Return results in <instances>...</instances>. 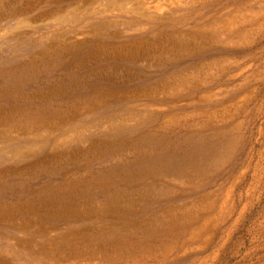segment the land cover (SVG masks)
<instances>
[{
  "label": "bare ground",
  "instance_id": "1",
  "mask_svg": "<svg viewBox=\"0 0 264 264\" xmlns=\"http://www.w3.org/2000/svg\"><path fill=\"white\" fill-rule=\"evenodd\" d=\"M2 7H6V5ZM6 8L9 9V7ZM19 10L13 9L14 13H11L8 18L18 19L21 17L23 11ZM119 10L122 11L123 8ZM138 10L143 12L134 9L125 10L124 25L128 29L124 35L128 41H138L139 44H143L141 42L151 36L159 37L164 33L163 31H175L177 25L190 20L186 16L179 21L171 16H156L159 5L147 1ZM25 11L26 13L30 12V9L26 8ZM192 12L194 13V11ZM131 13L136 16L134 19L130 16ZM54 22L58 25L62 23L61 20ZM114 23V20H105L104 27L109 29L114 26ZM17 25L23 24L17 23ZM213 26V23L206 24L192 33L193 35H188L190 39L197 36L198 44L191 40L180 39L177 35L175 37L180 40L172 39L174 36L171 33L169 34L172 37L170 38L171 43L165 44L168 36L165 34L160 45L158 44L153 50L144 52L145 54L134 48L130 52L131 56L128 57H120V53L118 56L115 55L116 58L107 55L105 60L108 62L105 68H101L99 54L92 46L82 49L81 44L73 45L72 50L68 51L69 58H65L63 54L60 57H55L57 54L54 50L60 52L61 49H64V47L55 46L52 51L54 59L51 63L46 61L47 59L44 57L46 52L42 50L40 52L43 58L42 64L37 65L36 59L32 57L30 65L32 67L37 65V68L43 70L42 72L50 70L49 74L53 72H58V74L54 75L56 76L54 80L49 79L51 83L46 82L41 87H29L28 91L25 89L27 85L30 86L31 83L36 82L34 77L23 74L28 73L29 64L21 63L10 68L11 72L20 74L10 76L9 83L12 85L7 82V74H4L6 71L1 73L0 103L4 105H0V129L23 135L31 127L37 130L35 132L49 131L47 136L58 132L61 134L60 131L65 124H69L70 121L83 115H91L98 110H104V107L116 101L120 105L115 103V106H122L123 109L113 116L122 118L126 122L114 125L116 127L114 128L112 123L103 121L109 125L107 129L104 128V131L95 130L98 135H103L100 138H86L87 133H92L89 127L69 133L70 137L80 138L79 140L84 142L83 144L89 143L84 150L75 146L69 148L71 154L69 161L57 158L60 157L58 155L52 159L53 162L48 163L49 157L46 155L47 158L44 157L42 160L39 157L35 161L27 162L24 160L26 156L23 157L21 151L17 149L12 152L9 155L12 164L0 167V202L5 200L1 198H14V202L11 204L0 203V225L27 233L31 227H34V222L28 221L27 224L23 220H36L39 223L33 233L39 231L44 234L46 232L48 236L52 230L61 229L62 232L64 226L66 229H75V231H69L70 233L67 232L57 241L47 244L48 248L54 246L53 251H58L62 256L69 252L71 255V252L77 251L79 245L83 247L86 245L92 249L89 250L90 253L95 252L98 255L97 261L101 262L104 257L112 264H183L190 260L191 264H203L204 259L201 261L195 257L197 253L191 254L193 256H190L188 260H183L184 256L188 255L185 252L175 254L172 261H168V258L172 253L183 250L184 245L194 242L195 238L205 231V227L211 224L206 217L213 208V204L205 205L206 207L202 208L203 210L200 212H198V207L191 209V207L184 206L181 207L182 211L179 213L171 209L172 205L165 206L159 212L163 217L159 218L157 224H155V219L138 218L141 216L137 213L146 210L154 200L174 201V199L180 198L186 201L190 199L192 191L195 190L191 188L187 192L183 191L176 195L171 189L173 184L182 188L183 186L191 187V182L196 180L197 184L193 185L195 188L196 186L197 188L210 186L212 184L210 178L217 174L220 166L228 162L231 156L230 152L236 145L233 134L238 130L239 125L235 124L228 128V119L222 120V125L216 124L217 117L227 116V111L219 112L217 108L209 111L201 109L204 105L206 107L211 105L212 100L206 92L208 91L206 90L207 83L199 85L196 82L199 76H207L209 70L206 72L203 69H207L209 64H205L206 67H202L203 69L198 64L213 60L216 56L225 53L219 46L222 38L218 37V31H215ZM104 35L100 34V39H107L106 43L116 38V34L108 33L105 38ZM17 36L16 34L13 37ZM106 48L108 53L112 51V47L110 48L108 44L104 46V49ZM82 53H87L88 56L79 58ZM73 60L77 61L75 64L78 66V68L76 67L77 72L72 71L75 67L72 63ZM120 63H125L126 67L119 66ZM104 69L109 75L102 73ZM119 72L124 73L123 77L125 78L122 81L115 79V75ZM28 77L31 78L25 79ZM207 77L205 79L208 81ZM40 81L42 82V80ZM174 86H176V90L173 97H185L188 105L195 108V111L181 114L182 119L173 118L171 120L173 124L160 125V119L164 114L161 112L159 114L154 109L156 106L169 103L167 97L147 96L145 98L147 103L139 108L137 105L141 99L139 96L133 98L125 96L132 90L147 91L155 87ZM232 97L233 95L227 93L218 100L224 105ZM74 107L84 111L74 115L72 113ZM128 131H132V133L127 135ZM107 132L112 135V138L104 137ZM117 132L123 133L120 135L124 137L114 138ZM0 138L3 139L0 141L1 145L6 140L8 143H12L8 136L0 135ZM47 149L44 148L42 151L47 153ZM106 162H111L112 166H106ZM93 165H98V168H93ZM41 177L53 181V186L38 187L39 180L42 181ZM83 184L89 186L80 187V190L75 186ZM24 187L25 189H23ZM85 189L86 191H84ZM153 189L160 193L153 192ZM97 196L103 198H100L101 207L95 203ZM23 198L28 201H24ZM39 209L43 212L42 216L37 215L40 212ZM14 212H18L16 214L19 216L20 223L13 222L16 216L11 215ZM134 218L137 219L136 222ZM133 219L134 221H132ZM86 221L88 223L85 224L87 226L84 229H76L77 223ZM59 223L62 224V228L56 226ZM96 223L101 224V229L94 228V226L89 228L90 225H97ZM119 227L121 229L117 231L116 228ZM24 244L17 240L19 247ZM203 251L202 247L200 252ZM39 254L32 253L33 257ZM48 255V251H45L44 256ZM47 258L55 262L60 261L54 259L52 255ZM67 259L66 256L61 257L62 261L70 260Z\"/></svg>",
  "mask_w": 264,
  "mask_h": 264
},
{
  "label": "rangeland",
  "instance_id": "2",
  "mask_svg": "<svg viewBox=\"0 0 264 264\" xmlns=\"http://www.w3.org/2000/svg\"><path fill=\"white\" fill-rule=\"evenodd\" d=\"M146 1L151 4L159 5V10L155 14L156 16H171L178 21L184 19L186 16L189 17L190 20L181 25H177V31H163L164 33L160 34L159 37L156 38L151 36L144 42H141L143 44H139L138 41H128L124 35L128 29L124 25V21L126 20L124 17V14H126L125 10L134 9L135 11L143 12L138 9L142 7V4ZM5 5L9 7V9L2 7ZM0 6V74L6 71L4 74H7V82L9 83L11 75H20L18 72H11L12 70L10 68L21 63L29 64L27 67L28 73L23 74L31 76L32 78L34 77L36 82L33 84L30 82L31 85L29 83L30 86L27 85L25 88L27 91L29 87H41L46 82L51 83L49 79L54 80V77H56L54 75L58 74V72H53L56 74H49L48 72L50 70L42 72L43 70L37 68V65H41L43 61L42 54H40L42 50L46 52L44 56L47 59L46 61L51 63L54 59V57H52L54 52L57 54L55 57H60L61 54H63L65 58H69V52L72 50L73 45L81 44L82 49L92 46L96 53L99 54L101 68H105L108 62L105 60L107 55H112V58H116L118 53H120V57H128L131 56L130 52L134 50V48L143 52L142 54H145L146 51L153 50L158 44L160 45L161 41L164 39L163 37L166 35L168 36L166 37L167 41L165 44L171 43L172 40H170V38L172 37L169 35L171 33L174 36L172 39L191 40L194 41L195 44H198L199 42L196 40L197 36H193L195 39H190L188 35L195 33L198 29L206 26V24L209 25V23H213V29L215 31L217 30L218 37L222 38L221 45L219 44V46L225 53L220 54L221 56H216L213 60L206 61L203 64L200 63V65L198 64L201 68H205V64H209L207 69L202 68L206 72L209 70L207 72L208 77L199 76L196 82L199 85L207 83L206 90L208 91L206 92L211 96L210 99L212 100V107L211 105L207 107L204 105L201 109L203 111H209L217 108L219 112L223 110L227 111V116L217 117L216 124L218 126L222 125V120L228 119V128L235 124L239 125L238 130L233 134L236 145L230 152L231 156L226 163L227 165L224 164L220 166L219 169L217 168V174L210 178L212 180L210 186L207 188H197L196 186L195 188L193 185L197 184L196 180L191 182V187L183 186L182 188L173 184L171 185V189H173L176 195H179L183 191L187 192L191 188L195 190L192 191L190 199L186 201L180 198L174 199V201H163L162 199H159V201L154 200V202L146 208L147 211L144 210L143 212L137 213V215L141 216L138 218L143 220L155 219V224H157L159 218L163 217L160 216L162 214H159V212H161V209L165 206L170 207L172 205L171 209L179 213L182 211L181 207L184 206L191 207V209H196L198 207V212H200L206 207L205 205L213 204L214 209L212 208L206 217L210 220L211 224L205 227V231L200 233L199 236H201L195 238L194 242L184 245L182 248L183 250L172 253L168 261L174 260L177 254L185 252L188 255L184 256L185 258L183 260H188L190 256H193L191 254L197 253L195 257L199 258L201 261L204 259L203 264H264V0H0ZM26 8H29L30 12L26 13ZM120 8H123V10L120 11ZM13 9L17 11L20 9L19 11H23L21 17L18 18L19 20L17 18H8L11 13H14L12 11ZM192 11H194V13ZM130 16H132L133 19L136 17L133 14ZM57 20H61L62 23L59 25L55 24L54 21ZM105 20H114V26L109 29L105 28ZM17 23L23 25H17ZM223 24L225 27L222 26ZM108 33L116 34V38L106 43L105 41H107V39H100V34H105V38ZM16 34L18 36L13 37ZM54 34L55 37H53ZM176 35L179 36L180 39L176 38ZM15 39L16 41H14ZM107 44L110 48L112 47L114 49L111 48V54L106 51L107 48L104 49V46ZM55 46L64 47V49H61L60 52L54 50L52 53ZM83 56H88V54L82 53L79 58ZM32 57L36 59L37 65L35 67L30 65L32 62L31 59H33ZM76 62L77 61L73 60L72 63L75 65ZM119 66L125 68L126 64L120 63ZM76 67L78 68V66L75 65L73 68L74 70H72L73 72L78 71ZM102 73L109 75L105 72V69ZM144 73L148 74L149 72ZM123 74V72L117 73L115 75V79L117 78L116 81H122V79L125 78ZM31 77L25 79H30ZM206 77L209 79L208 81L205 79ZM40 80H42V82ZM9 84L12 85V83ZM1 85L0 83V88H2ZM175 87L176 86L165 88L155 87L147 91L128 90L129 92H127L125 96L130 98L139 96V98H141L137 102L139 108H142L141 105L147 103L145 99L147 96L153 98L167 97L166 99L169 103L156 106L154 109L157 113L160 114L161 112L164 114L160 119V125L164 123L173 124L171 122L173 118L182 119L183 117H180L181 114L188 111L190 113L195 111V108L188 105L185 97H173V95H175ZM227 93L228 95H233V97L222 105L218 99L223 95H227ZM115 103L116 105H120L118 101L112 102L107 105L108 107H104V110L101 109L91 115L86 114L70 121L69 124L67 123L64 125L65 128L63 127L61 129V134L58 132L54 135L47 136L49 131L46 129H43L46 130V132H35L37 130L29 127L27 123L29 131L23 134L24 136L22 133L0 129V135L3 137L8 136L9 140L12 141L11 144L8 143L7 140L2 142V145L0 143V167L12 164L9 155L17 151V149L22 152L23 157L26 156L24 160L27 162H29V160L35 161L39 157L42 160L46 155L49 157L47 159L48 163L50 161L53 162L54 160L52 159L58 155L60 156L57 157L59 159L63 158L66 159V161L71 160L69 148L75 146L81 147L82 150H84L89 143L86 142V144H83L84 142H80V138L76 139L75 137H70L69 133L80 128L85 129L89 127L92 133H87L86 138H100L103 137V135H98L95 130L104 131V128L107 129L110 123L113 124L112 127L116 128L114 125H121V123L126 122L123 121L122 118H115L113 116V114L115 115L123 109L122 106H115ZM0 105L2 106L4 104L0 103ZM91 109H93V106H91ZM83 111V109H78L76 107L72 109L74 115L80 114ZM95 121L96 123L93 124ZM103 121H108L109 124L107 122L103 123ZM127 123L130 124L131 122ZM26 124H24L25 127H27ZM130 133H132V131L126 132L127 135ZM105 134V138H112L109 132ZM120 134L123 135V133L117 132L114 138L124 137ZM0 141H3V139L1 140L0 138ZM44 148L47 149V153H45L46 151H42ZM1 149H3V151H1ZM235 150L238 152H235ZM65 165L67 166V164ZM105 165L111 167L112 163L106 162ZM92 167L97 169L98 165H93ZM42 177V181L39 180L40 183L38 187L53 186V181L51 182ZM85 184L75 186L80 190L83 186H89ZM200 185L202 186V184ZM16 189L18 190L17 187ZM23 189H25V187ZM84 191H86V189ZM153 192L160 193V191L155 189H153ZM24 198L26 197L24 196ZM24 198V201H28ZM100 198L99 196L96 197L97 200L95 203L98 207H101L100 200L103 199ZM1 199H5L1 202H7L9 204L14 202V198ZM39 210L40 212H38L37 215L42 216L43 212L41 209ZM16 213L18 212H14L11 215L16 216L13 222L20 223L21 221L18 220L19 216ZM134 219L132 221H134ZM24 221L27 224L28 221L34 222V227H31L27 233L0 225L1 264H45L47 262V264H112V262H108L104 257L101 259V262L97 261L98 255H96L95 252L90 253L89 250L92 249L89 246L86 247V245L84 247L79 245L77 251L71 252V255L70 252L65 253L66 255L63 254V256L68 258L67 260H70L62 261L61 257L63 256L59 254L58 251H53V248H55L54 246L48 248L47 244L57 241L62 236L66 235L67 232L70 233L75 231V229H66L64 226L62 229L63 233L60 231L61 229L56 231L52 230L48 236L46 232H44V234L39 231L33 233V231L37 229L38 221H31L30 219L23 220V222ZM136 221L137 219H135V222ZM87 223V221L77 223L76 229H84ZM96 224L97 225H90L89 228H93L94 226V228L101 229V224ZM104 224L106 225V223ZM56 226L62 228V224L60 223ZM120 229V227L116 228L117 231ZM17 240L22 241V244L26 243L24 246L19 247L17 245ZM202 247L204 251L200 252ZM43 251L44 253L48 251V256L52 255L54 259H59L60 261L55 262L48 259V256L46 257L44 253H42ZM32 253L40 254L33 257ZM183 264H191V260Z\"/></svg>",
  "mask_w": 264,
  "mask_h": 264
},
{
  "label": "flooded vegetation",
  "instance_id": "3",
  "mask_svg": "<svg viewBox=\"0 0 264 264\" xmlns=\"http://www.w3.org/2000/svg\"><path fill=\"white\" fill-rule=\"evenodd\" d=\"M4 27V26H3Z\"/></svg>",
  "mask_w": 264,
  "mask_h": 264
}]
</instances>
